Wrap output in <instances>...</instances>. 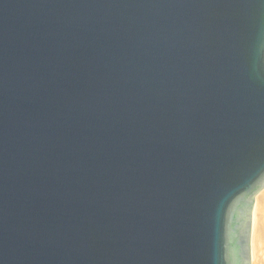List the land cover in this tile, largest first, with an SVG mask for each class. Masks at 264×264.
Masks as SVG:
<instances>
[{
	"label": "water",
	"instance_id": "95a60500",
	"mask_svg": "<svg viewBox=\"0 0 264 264\" xmlns=\"http://www.w3.org/2000/svg\"><path fill=\"white\" fill-rule=\"evenodd\" d=\"M264 0H0V264H252Z\"/></svg>",
	"mask_w": 264,
	"mask_h": 264
},
{
	"label": "bare ground",
	"instance_id": "6f19581e",
	"mask_svg": "<svg viewBox=\"0 0 264 264\" xmlns=\"http://www.w3.org/2000/svg\"><path fill=\"white\" fill-rule=\"evenodd\" d=\"M251 263L264 264V190L255 197L252 212Z\"/></svg>",
	"mask_w": 264,
	"mask_h": 264
}]
</instances>
